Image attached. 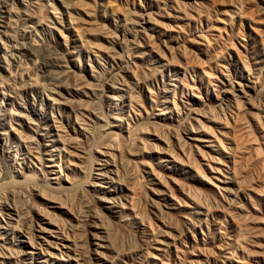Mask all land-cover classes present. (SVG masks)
<instances>
[{
	"label": "rangeland",
	"instance_id": "1",
	"mask_svg": "<svg viewBox=\"0 0 264 264\" xmlns=\"http://www.w3.org/2000/svg\"><path fill=\"white\" fill-rule=\"evenodd\" d=\"M125 36L128 47L135 41L133 57L125 49L120 51ZM42 46L46 50H40ZM136 63L144 80L133 94L141 120L150 116L151 123H170L176 132L192 117L185 103L195 107L203 101L217 103L215 89L234 88L229 97L233 112L240 115L237 125L231 114L226 121L220 110L215 123L204 120L212 126V136L198 131L195 139L200 141L192 137L185 141L187 149L192 147L188 143L202 148L201 156L192 147L196 171L164 157L161 148L167 146L153 135L155 125H148L144 133L138 131L136 142L133 138L125 146L135 150L142 146L140 138H149L152 150H142L136 158L147 159L150 168L126 159L124 163L117 159L116 168L107 167L106 158L97 152L107 145L118 155L114 137L120 134V123L115 118L120 115L134 124L137 120L124 86L125 81H135ZM80 81L95 90L84 98L93 112L91 120L84 117V121L96 123L95 138L105 135L99 142L102 147L93 135L85 147L93 161L104 160L96 168H118L122 179L109 171L106 180L97 175L89 180L84 185L90 190L85 196L89 200L78 196L66 205L81 221L65 214L67 209L59 211L69 218L68 236L58 230L47 240L36 239L42 247H31L16 230L18 214L14 219L0 218V264H264V179L259 178L264 168V0H0V154L16 167L30 164L42 184L64 178L58 167L47 168L53 165L48 163L51 160L59 165L66 157L64 151L60 154L59 133L67 144L82 140L78 144H86L72 111L81 102L73 90ZM163 109H168L167 115H161ZM236 128L240 154L229 141ZM160 130L164 141L177 143L168 130ZM29 149L43 158L42 163L30 162ZM235 156L243 190L232 174ZM62 165L65 174L67 164L62 161ZM151 168L160 172L163 185L148 176ZM172 176L194 183L197 188L189 184L184 188H190L192 198L175 186ZM75 179L80 181L77 175ZM53 185L57 187L55 181ZM29 194L17 202L28 222L37 217ZM105 194L120 197L118 204L99 202L97 198ZM95 206L123 233L107 235V226L89 217ZM191 217L196 226L188 220Z\"/></svg>",
	"mask_w": 264,
	"mask_h": 264
},
{
	"label": "bare ground",
	"instance_id": "2",
	"mask_svg": "<svg viewBox=\"0 0 264 264\" xmlns=\"http://www.w3.org/2000/svg\"><path fill=\"white\" fill-rule=\"evenodd\" d=\"M134 30H136V29H134ZM136 32H133V33L137 34L138 32L137 33ZM137 35L139 36V34H137ZM145 36H148V35L145 34ZM126 38L127 37L125 36L123 38V39H125V41H121L122 43L119 44L120 51H124V49H125V52L126 53L128 52L127 56L131 57V55H132V57H133L134 56L133 53H136V52H132L133 51L132 47H134L136 45L135 41H133L134 46H132L133 44L131 43L132 45H130L131 46V48H130V47H128V44L130 43V41L128 43V38H127V40H126ZM136 41H137V39H136ZM149 44H152V43H149ZM151 46H153V48L155 47L153 44ZM44 47L45 46H42L40 48V50H46ZM126 48H128L129 51L126 50ZM134 49H136V48H134ZM117 54H119V52H117ZM121 55L124 57L123 54H121ZM137 64L138 63H136V68H138ZM131 66H133V65H131ZM129 67H127V70L129 69ZM130 69H131V67H130ZM133 69H132V71H133ZM130 72H129V74H130ZM140 73H141L140 72V68H138L137 70L135 69L133 71L134 75L132 74L134 76V78H135V81H130V80L129 81H125V84H124V86L129 89L128 92L130 93V95H129L130 98L129 99H131V101H130L131 110L133 111V113L137 114L136 115V119L137 120H136L135 124L131 123L127 119H124V118L121 119L120 115H119L115 119L117 120L116 122L120 123V126H118V128L120 130V134L116 133L117 138L114 137L115 141H116L115 144H117V142H118V144L117 145L113 144L114 146H116V148H115L116 150L115 151L118 152V155L113 153L114 151L112 152V149H110V147L107 146V145L104 146L105 150L101 148V152L98 151V150H97V152L102 157L106 158V160H107L106 162L108 164L107 167H109V166L112 167L113 166V167L116 168V164L115 163H117V161H118L117 159H120V163H122L126 159V161H129V162L130 161L133 162V160H135V162L143 165L145 168L146 167L150 168L149 163L150 164H152V163L148 162L147 159H145L144 157L140 158V156L138 158H136V156L138 155L137 153L141 152L142 150H144L145 153H146V151H149V149L152 148V147H150V146H152V144H150L151 140H149V138H146V137L140 138V142H141L142 146L141 147L137 146L138 144L136 145L134 143L135 146H137V147L135 148V150H133V148H132L133 151L125 149V146L127 148L128 145H126V144L128 143V141L133 140V138H135V140H133V141L136 142L135 134L136 135L139 134V133H137L138 131H141L142 133H144L149 128L148 125H155V129H154L155 133L153 135L155 137H157V140L163 141L165 143V145L167 146V148L164 147L165 149L161 148V151L162 152L164 151L163 152V155H165L164 157L165 158H171V161H172L171 163H177V164L183 166L184 168H189V169H192L193 171H196L195 168H194L195 167V163L194 162H195L196 158H194L195 160H193V155H192L193 154V150H194L193 148L196 147L198 149L199 153H200V150H202V148L199 147L198 145L193 147L192 143H188V145H191L193 148L190 147V149H187L186 148L187 143L185 141H188V139L192 140V138H194L193 141H195V142L200 141L199 139L198 140L195 139V138H197L196 134L198 133V131H203L204 134L212 136L213 133L211 134V132L213 131V128H212L211 125H208L207 123H205V121L207 120L208 122H211V124L215 123V118L220 114V110L223 113L224 118H225L226 121L228 120V114H231V118L233 119V122H234V127H235V125H237V123L239 121V118H240V115H239V113H234L233 112V110L231 108V106H232L231 99L229 97L230 93H231L230 91L231 90L233 91L234 88L231 86V87H228L227 90H222V91H218V89H215V91L217 93V103L207 104L206 102L203 101L201 104L199 103V107H195L194 105H186V103H185L184 106H185L186 113H188L189 115L191 113L192 117H189V119H186L185 123H183L182 131L180 130L178 132V130H177V132H176V131H174L175 130L174 127H173L174 125L171 126L170 123H166L164 125H161L159 123H153V122L151 123V121H148V120H151L150 116L146 120H141L142 119V114H141L140 110H138L136 108V106L134 105V103L138 104L137 103L136 94L133 95L135 93L134 90L136 88H140L142 86V84L140 85V83L144 81V80H142V81L140 80L141 77H142V75H140ZM126 77H127V75L125 76V78ZM53 79L55 80V78H53ZM126 80H127V78H126ZM75 86L78 89H76L74 87L73 90L75 91V93H76L77 97L79 98V100L81 102H83V103L80 102V105L73 106L72 107V111L74 113V116L76 117L75 118L76 123L81 128V134H83L85 136V138L87 137V141L85 142L86 143L85 145L83 144L84 142L82 143L83 146L78 144L79 142H82L83 140L79 141L77 143L78 145L76 143H75L76 145L75 144H73V145L67 144L68 141L66 142V140H65L66 137L63 136L62 133L61 134L59 133V138H60V140L62 141V144H63V149L61 150L60 154H62L63 151H64L66 153V157H65V159L61 160V163H59V165H56V162H54V160H51L48 163H51L53 165H49V166H47V168H50L51 170H53L54 167H58L59 168V173L65 179L62 178V177H60L59 179L58 178H52V179H57V181H56V180H51L50 178H47L45 176V178H47L48 180L50 179L53 182L55 181L57 183V187H53L54 186L53 182H51L50 180H49L50 182L47 181V183H44V184L40 183V180H38V178H37V177H39V175H37L36 172L32 171L30 164L28 166V164L26 165V163H25V165H19V167H16L14 165V163L12 161H10L5 155H4L5 157H3L2 156L3 154H0V218L1 219H5V218L14 219L15 216L18 214L17 215L18 216L17 219H15V221H14V222H16V225H17V227H16L17 229L16 230L18 232H20L22 234V236H24L25 238H27L31 242L30 243L31 247H34V246L36 248H38L39 246L42 247V245H37L38 242L36 241V239L40 238V239L47 240V238L49 236L54 237L53 233H57L56 231H58V230H60V232H67L68 231L69 225H70V223L68 222L69 218H64L63 216H61L59 211L61 213H64L63 210L67 209V211H65V214L68 213L69 215L70 214L74 215L67 208V206H66L67 205V201L71 200L72 198H76L78 196H81V197L83 196V198L87 199L89 196L88 197H85V196L86 195H90V194H88V193H90V190L85 187L86 186L85 184L87 182H89V180L90 181L93 180L95 175H97L98 177H101L103 180H106V178H107L106 173H108L109 171H110V173H114L115 172V175L117 176V178L120 176V175H118L119 174L118 168L115 171H114V169L106 170L104 167H101V168L97 167L96 168V164L99 165V166L100 165L103 166V164H101V161H104V160L98 158L97 162H96V161H93L92 160L93 158L90 157L91 155H89V150L85 146L90 143V139L93 138V136L95 138V135L93 134L92 130L94 129L93 126L96 123L92 126L88 122L86 124L87 119H86V121H84L85 120L84 117L85 118H89L91 120V116L93 114V112H90L91 109H88L89 106L85 102H86V100L88 98H90L91 93H94L95 90L93 88L87 87L88 83H86L85 81H80ZM241 87L243 88V86H241ZM191 88H192L191 89V91H192L193 90V85H192ZM196 88L194 87V89H196ZM113 89H116V88L114 87ZM125 91H127V90H125ZM226 91H228L227 94H225ZM193 92H194V90H193ZM248 92L249 91H246L244 93L245 96H248V94H249ZM196 95H195V98L197 97V99H199V100L202 99V97H199V96H196ZM84 98H87V99H84ZM140 100H139V102H140ZM87 102H89V101H87ZM138 105H140V104H138ZM175 106H178V105H175ZM165 110H168V109H163L162 112H161L162 113L161 115H167L166 114L167 112L165 113ZM179 111L180 110H178V112ZM131 113H130V117H132ZM78 116L79 117L81 116V118L82 117L83 118L81 119ZM163 118H164L163 120L167 119L166 117H163ZM138 126H140L139 128H141V127L142 128L139 129ZM227 128H228V126H227ZM159 129L168 130V133L171 135V137H173V138L175 137V140L177 139V143H174V141H171V140H170V142H167L168 140H165L166 141L165 142L163 140L164 138H162L161 134H159ZM142 130H145V131H142ZM233 131L234 132H233V135H232V139L229 140V141H231L233 144L236 145V151L238 150L237 154H240V151H242V149H241L240 137L238 136V133H237V128L233 129ZM147 132H146V134H147ZM122 134L125 135L124 137L127 139L126 141L124 140L125 142H123L122 141L123 139L121 140V138H120L122 136ZM184 134H185V136H184ZM24 137L25 136H23V138ZM104 137H105V135H101L100 137L95 138L96 139L95 142L96 143L97 142L101 143V141L104 139ZM78 139H77V141H78ZM112 140L114 141V139H112ZM216 141L219 142L221 146L224 145V143L222 145V141L220 140V137L219 138L215 137V142ZM72 143H74V142H72ZM100 143H99V145H100V147H102ZM210 143L214 144V142H210ZM156 144H154V145H156ZM99 145H98L97 148H100ZM113 145H111V146H113ZM177 147L179 148V151H181V153H179V154H178ZM27 148H31V146L28 145ZM155 148H158V147H155ZM232 149H230V150H232ZM131 151L134 152V154ZM35 152H36L35 150H34V152H32L29 149V154H30L29 159H31L30 162L33 163L34 162L33 160H37L40 163H42V159L43 158L41 159V157H36ZM126 153L128 155L135 156V159H134V157H133L132 160L129 159V158L127 159L126 158V155H127ZM201 156H202V154H201ZM234 158H236V159H234L235 161H234V168L232 169V174H233V176H235V181H236L237 185L239 186V189L243 190V187L245 185L242 186V184H244L241 181V172L242 171L240 172V169H239V165L240 164L238 165V159H237L238 157L235 156ZM160 159H162V158H160ZM203 159H205L204 156H203ZM108 160H111L114 164L110 165ZM62 161L67 164L66 168H67L68 172L65 173V174H64V171H63V167H62L63 166L62 165ZM95 171H98V173L95 174ZM263 171H264V168H263ZM263 171H262V173L260 172V177L258 176L259 178H261V180L264 179ZM150 172L151 173H148L149 174L148 176L155 177V180H158L159 183H161V185H163L162 183L164 182L163 181L164 178L158 176V174L160 172H158V174H156L155 170L152 169V168H151ZM201 172H202V170H201ZM75 175L80 177V181H78V183L76 182ZM166 177H168V176H166ZM169 178H170V176H169ZM97 179L100 180L99 178H97ZM120 179H122V178H120ZM60 180H62L64 182H62ZM171 180L173 181V183L175 184L176 187L180 188V190L182 191L183 194H185L187 197H191V198L193 197V196H190V194H192V191L190 190V188H189L188 191H185V189H184L185 187L186 188L189 187L188 184L190 185V187H195V185H194V183H192V181H188V180L186 181V180L180 179L179 177L177 178L175 176H174V178L172 176ZM43 182H44V180H43ZM92 182H94V181H92ZM100 182H102V181L100 180ZM126 182H127V180H126ZM101 185H102V183H99V186H101ZM101 187H103V186H101ZM171 187H172L173 190H176V187H174V186H171ZM103 188H105V187H103ZM195 188H197V187H195ZM244 189H246V188H244ZM168 190L170 191V189H168ZM26 192H28V194L30 193L31 196H32L31 197V201L34 202L33 208H34V210L36 212V215H37V217L33 216L32 218H34V219L31 220L30 222H28V219L26 220L25 216L22 217L23 214L21 213L22 212L21 210H23V209H22V207H20L21 210L19 208V206H21V205L17 206L20 203V201H22V199L21 200H19V199L21 197H23L24 194H26ZM170 192L172 193V191H170ZM185 192H188V194H186ZM92 196H93V198H95L94 195H92ZM92 196H90V197L92 198ZM221 196H222V194H221ZM27 197H28V195H27ZM37 197L41 198V200H44L46 203H44V202L42 203L40 201H37V199H36ZM81 197H78V198H81ZM97 199L99 200V202L100 201L101 202L106 201V202L112 203V205L115 206L116 204H118V201L120 200V197H118V196L111 197V196H108L107 194H105L104 196L99 197ZM97 199H94L93 201L96 202ZM18 200H19V203L17 204ZM88 200H89V198H88ZM25 201L26 200H24V202ZM90 201H91V199H90ZM93 201L90 204H94ZM121 203L124 204L123 202H121ZM94 205H96V204H94ZM49 206H55V207H53V209L51 210V209H49ZM96 206L94 208L92 207L93 210L94 209L95 210L92 211V213L89 215V217L93 218V219H97L100 222V224L102 225V227L103 226L104 227L107 226V229H108V230L106 229V234L107 235H110V233L111 234L114 233L116 235L117 234H121V232L123 233V229L121 227H119L118 225L112 224L109 220H107V218H105V216H104L102 208L99 207V206L98 207H96ZM89 211H91V210H89ZM25 214H27V213H25ZM26 217H27V215H26ZM74 217H75V220H77L79 222L81 221L79 217H77L75 215H74ZM191 218H192V220L188 219L190 221L191 225L196 226L197 222L195 220H193L194 219L193 217H191ZM18 227L20 228V231L18 230L19 229ZM1 229H2V225L0 223V230ZM35 231L39 232V234L35 233ZM95 235L97 236V233ZM65 236L66 237L68 236V232H67V235H65Z\"/></svg>",
	"mask_w": 264,
	"mask_h": 264
}]
</instances>
